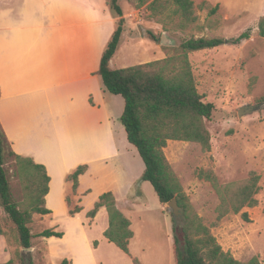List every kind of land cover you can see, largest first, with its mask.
I'll list each match as a JSON object with an SVG mask.
<instances>
[{"label":"crops","instance_id":"1","mask_svg":"<svg viewBox=\"0 0 264 264\" xmlns=\"http://www.w3.org/2000/svg\"><path fill=\"white\" fill-rule=\"evenodd\" d=\"M116 22L107 0H0V125L13 152L44 166L50 178L45 206L51 214L40 217L63 213L69 221L68 227L53 224L62 238H42L48 253L59 245L66 248L55 264L64 259L103 264L97 253L109 243L103 236L107 214L104 227H96L106 210L100 208L92 220L86 213L105 192L114 195L122 212L118 192L126 200L133 197L144 171L120 123L124 100L107 92L96 74ZM137 41L123 31L112 69L135 66L138 59L129 51ZM124 45L126 58L120 54ZM51 149L57 156L46 154ZM81 165L87 170L74 198L82 210L70 217L67 176ZM108 169L112 172L105 175ZM134 240L133 232L129 251Z\"/></svg>","mask_w":264,"mask_h":264},{"label":"rangeland","instance_id":"2","mask_svg":"<svg viewBox=\"0 0 264 264\" xmlns=\"http://www.w3.org/2000/svg\"><path fill=\"white\" fill-rule=\"evenodd\" d=\"M152 1L118 0L125 20L123 30L139 40L129 51L138 59L133 61L134 65L147 63L143 62L145 59L154 62L165 58H172L176 65L179 44L190 36L232 38L251 29L250 39L240 45H222L188 54L197 92L204 103L214 107L211 120L203 121L210 147L207 151L198 143L168 141L163 152L192 210L210 228L223 251L239 262L257 257L264 264V107L261 108L259 102L264 97V37H259L256 28L258 20L264 16V0H192L199 29L193 27L185 31L179 29L170 9L152 17L147 9ZM203 1L210 6L218 5L215 16L209 17L207 10L199 8ZM147 32H152L159 41L152 42ZM128 49L125 45L122 48L120 54H124V58ZM249 105L256 106L257 110L240 119L239 109ZM52 150L46 154L57 156L52 155L55 153ZM5 168L14 200L26 206L29 195L21 188L14 165L7 163ZM201 171H211L220 185L243 181L251 172L260 176L258 204L243 210L248 214V222L240 214H229L216 221L219 199L211 185L198 177ZM111 172L108 169L104 174ZM117 197L122 214L130 221L135 235L130 245L131 257L139 264H175L173 234L177 228L170 210L159 203L151 185L139 181L133 189V197L126 200L121 192ZM68 199L71 207L77 205L73 194ZM90 199L91 196L85 199V204ZM126 203L128 209L123 208ZM55 222H61L64 227L69 225L63 213L52 218L34 214L30 233L37 235L52 229ZM105 223L104 211L97 219L96 229H101ZM0 225L5 232L0 236V264L9 260L12 264H21L22 259H31L33 264H55L66 252V248L59 245L57 250L48 253V246L38 237L31 241L32 250L25 252L18 243L14 225L1 208ZM104 244L97 253L103 264H132L131 259L114 245L106 241Z\"/></svg>","mask_w":264,"mask_h":264},{"label":"trees","instance_id":"3","mask_svg":"<svg viewBox=\"0 0 264 264\" xmlns=\"http://www.w3.org/2000/svg\"><path fill=\"white\" fill-rule=\"evenodd\" d=\"M108 7L117 18L116 28L102 53L96 74L100 76L105 90L113 95H119L124 100V110L120 123L124 128L127 141L133 145L144 164L140 178L148 182L160 204L165 205L176 199L183 208L185 225L183 229H174L173 254L175 264H262L257 257L247 262L235 260L211 234L210 228L203 224L197 216L183 192L179 179L167 161L163 149L168 141H184L198 143L204 150H209V134L203 126V121H210L214 107L204 103L197 92L187 56L190 53L210 50L222 45H240L251 37V29L241 32L236 37H206L190 36L179 44L177 64L172 58L139 64L122 69H112L110 61L115 54L123 33L125 20L118 0H109ZM199 8L208 11L213 17L218 11V5L210 6L203 1ZM147 9L152 17L162 15L170 9L180 30L185 31L196 26L197 17L192 0H153ZM257 33L264 37V16L257 22ZM147 37L157 43L158 37L147 32ZM260 107H264V97L259 99ZM12 163L14 172L19 179L21 188L29 195L26 206L17 203L12 195L8 172L5 165ZM87 170V165L78 166L67 176L71 183L72 194L75 195L79 185V177ZM200 179L208 182L215 191L219 205L216 208V221L229 214L238 215L248 222V214L243 210L257 206L256 195L260 191V176L254 172L240 182L220 185L211 171H201ZM50 178L44 166L36 164L31 158L15 154L0 125V208L14 225L18 243L23 249L31 248V241L38 238H62V232L46 229L37 235L30 233L32 216L50 215L45 206V196L48 193ZM68 215L74 217L82 208L71 207L68 197ZM100 208H105L108 227L104 238L113 244L120 252L131 259L132 264H139L129 252V241L133 237L130 221L117 208L116 200L111 192L102 193L92 209L86 213V218L92 220ZM5 235L0 225V236ZM96 245V243H94ZM5 264H12L9 260ZM21 264H33L31 259L21 260ZM61 264H71L64 259Z\"/></svg>","mask_w":264,"mask_h":264},{"label":"water","instance_id":"4","mask_svg":"<svg viewBox=\"0 0 264 264\" xmlns=\"http://www.w3.org/2000/svg\"><path fill=\"white\" fill-rule=\"evenodd\" d=\"M256 110H257L256 106H251V105L244 106L239 109L238 117L241 119L244 116L252 114ZM165 206L170 210L173 216L175 227L180 230L183 229L185 225L184 210L178 205L176 199H172L170 202L166 203ZM31 250L32 248L24 249L25 252H30Z\"/></svg>","mask_w":264,"mask_h":264}]
</instances>
